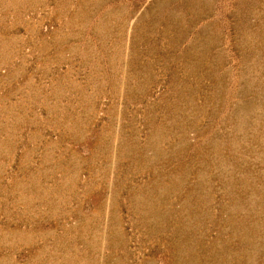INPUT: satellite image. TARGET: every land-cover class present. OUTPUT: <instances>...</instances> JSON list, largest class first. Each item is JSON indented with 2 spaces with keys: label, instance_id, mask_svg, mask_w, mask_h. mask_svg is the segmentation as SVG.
Segmentation results:
<instances>
[{
  "label": "rangeland",
  "instance_id": "obj_1",
  "mask_svg": "<svg viewBox=\"0 0 264 264\" xmlns=\"http://www.w3.org/2000/svg\"><path fill=\"white\" fill-rule=\"evenodd\" d=\"M0 264H264V0H0Z\"/></svg>",
  "mask_w": 264,
  "mask_h": 264
}]
</instances>
